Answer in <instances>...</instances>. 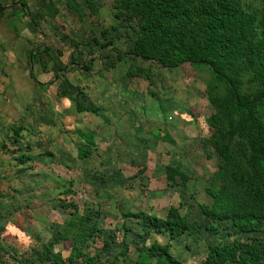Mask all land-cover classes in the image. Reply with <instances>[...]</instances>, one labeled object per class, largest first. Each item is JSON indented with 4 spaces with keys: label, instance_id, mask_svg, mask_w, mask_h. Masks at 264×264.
Returning a JSON list of instances; mask_svg holds the SVG:
<instances>
[{
    "label": "rangeland",
    "instance_id": "374dc122",
    "mask_svg": "<svg viewBox=\"0 0 264 264\" xmlns=\"http://www.w3.org/2000/svg\"><path fill=\"white\" fill-rule=\"evenodd\" d=\"M17 1L0 0V152L9 126L34 123L40 152L54 156L33 163V170L43 171V184L55 186L53 200L74 202L101 220V232L132 214L164 218L173 207L200 228L205 245L248 240L228 222L213 224L200 212L211 204L208 188L219 162L205 121L211 112L207 67L163 69L136 57L117 58L113 48L127 53L135 26L114 17L115 0H19L24 9ZM129 65L148 70V79L126 77ZM90 106L100 118L86 113ZM88 130L96 134V152L79 161L77 144ZM165 166H177L187 180L166 186ZM9 180L19 184L11 175ZM213 226L218 233L207 231ZM141 234L151 242L153 236ZM184 244L187 238L175 248Z\"/></svg>",
    "mask_w": 264,
    "mask_h": 264
},
{
    "label": "trees",
    "instance_id": "16d2710c",
    "mask_svg": "<svg viewBox=\"0 0 264 264\" xmlns=\"http://www.w3.org/2000/svg\"><path fill=\"white\" fill-rule=\"evenodd\" d=\"M253 1L256 7L243 0H115L113 6L116 19L135 26L131 49L122 53L113 48L117 58L136 57L163 69L205 65L211 75L205 84L211 108L205 121L219 162L208 188L211 204L200 206V212L213 224L228 222L248 240L207 245L203 264H264V0ZM16 4L25 8L19 0ZM125 75L149 77L148 70L135 65ZM164 177L168 187L176 179L187 180L177 166H165ZM130 217L170 239L200 230L173 207L164 218L144 213ZM207 229L218 233L216 226ZM167 248L152 243L139 251L135 264H150L152 258L155 264H175Z\"/></svg>",
    "mask_w": 264,
    "mask_h": 264
},
{
    "label": "crops",
    "instance_id": "0c3cea01",
    "mask_svg": "<svg viewBox=\"0 0 264 264\" xmlns=\"http://www.w3.org/2000/svg\"><path fill=\"white\" fill-rule=\"evenodd\" d=\"M97 111L90 106L86 113L100 118ZM33 124L9 126V134L1 143L5 148L0 157L4 156L8 164L3 166L0 159V264H135L139 251L152 243L168 244L167 253L175 264H203L206 246L212 244H204L200 230L170 239L166 233L155 234L145 229L135 218L123 217L112 224L113 230L104 227L101 232V220L83 213L78 204L63 207L65 202L53 200L55 186L43 184V171H34L32 167L33 163L54 155L40 152V142L33 140L36 135L31 130L37 129ZM95 137L91 130L83 133L82 145L77 144L76 148L77 160L83 161L96 152ZM10 175L19 184L15 180L11 183ZM53 209L61 212L54 214ZM135 227H139L140 233L135 232ZM141 233L153 236L151 242L146 243ZM184 238L189 244L175 248ZM201 244L204 249L199 248ZM155 261L152 258L150 264Z\"/></svg>",
    "mask_w": 264,
    "mask_h": 264
},
{
    "label": "water",
    "instance_id": "95a60500",
    "mask_svg": "<svg viewBox=\"0 0 264 264\" xmlns=\"http://www.w3.org/2000/svg\"><path fill=\"white\" fill-rule=\"evenodd\" d=\"M2 10V7L0 6V11Z\"/></svg>",
    "mask_w": 264,
    "mask_h": 264
}]
</instances>
